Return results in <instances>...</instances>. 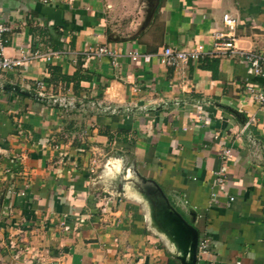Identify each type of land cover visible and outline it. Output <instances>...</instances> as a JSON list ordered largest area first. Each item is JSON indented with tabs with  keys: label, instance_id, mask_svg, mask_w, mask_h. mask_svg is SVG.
I'll list each match as a JSON object with an SVG mask.
<instances>
[{
	"label": "crops",
	"instance_id": "obj_1",
	"mask_svg": "<svg viewBox=\"0 0 264 264\" xmlns=\"http://www.w3.org/2000/svg\"><path fill=\"white\" fill-rule=\"evenodd\" d=\"M224 14L237 22L238 50L264 51V0H0L4 55L28 53L0 72V264L190 263L151 231L137 200L97 201L93 150L105 170L130 168L155 186L207 242L195 264H264V106L244 60L165 68L123 56L114 68L84 56L104 44L209 51ZM51 67L85 79L49 83Z\"/></svg>",
	"mask_w": 264,
	"mask_h": 264
},
{
	"label": "built area",
	"instance_id": "obj_2",
	"mask_svg": "<svg viewBox=\"0 0 264 264\" xmlns=\"http://www.w3.org/2000/svg\"><path fill=\"white\" fill-rule=\"evenodd\" d=\"M222 24L224 26L225 32L214 33L213 38L214 42L212 44V49L205 51L202 46H196L192 50H176L171 47H165L155 55L140 54L138 52L126 51L125 54L120 53L119 51L113 49L108 45H100L95 47H88L84 52V56L88 59H100L107 58L110 61L112 67L117 68L119 66V59L121 57H127L131 62L142 61L143 63H149L150 60L154 57L156 58L158 64L165 68L176 67L179 63H187L188 61H200L205 60L209 57H221V56H231L239 55L244 62L250 68L251 75L259 80V85L257 87L248 88V92L251 95V98L255 103L264 106V51L258 53H252L247 51H240L235 47V29L237 22L235 19L230 17L228 14L222 16ZM10 32V28L0 22V72H7L14 68L21 67L28 57V53H25L22 58H9L4 55V50L6 48V35ZM58 55L57 53H51L46 55H40L39 53H34L35 58H46L49 60L51 56ZM30 57V56H29ZM36 87L39 89L38 97L46 98L45 89L47 85L43 82L36 84ZM247 129V125L243 128L242 131ZM223 160H226L230 157L229 150H222L220 154ZM225 170L222 169L216 175V181L218 184H223V174ZM232 200V199H231ZM207 242L202 241L197 245V255L207 254Z\"/></svg>",
	"mask_w": 264,
	"mask_h": 264
},
{
	"label": "rangeland",
	"instance_id": "obj_3",
	"mask_svg": "<svg viewBox=\"0 0 264 264\" xmlns=\"http://www.w3.org/2000/svg\"><path fill=\"white\" fill-rule=\"evenodd\" d=\"M100 154L101 153H97L93 150L88 162V172L91 176L95 177V188L98 194L96 196L97 201L105 199L112 201V199L115 198H117L118 201L119 199L125 200V198H132L134 201L137 200L135 202H139L142 206V210L145 217H147V222L151 227V231L156 234V236H159L161 240H168L169 238H167L166 235H168L170 229H167L169 227L166 222L169 218H167L168 213L164 211L167 206L161 205L154 195L152 189L157 188L147 180H140L136 173L130 168H124V172L123 167L111 169L108 166L109 169L105 170L103 166L104 157ZM135 210L137 211L138 208H135Z\"/></svg>",
	"mask_w": 264,
	"mask_h": 264
},
{
	"label": "water",
	"instance_id": "obj_4",
	"mask_svg": "<svg viewBox=\"0 0 264 264\" xmlns=\"http://www.w3.org/2000/svg\"><path fill=\"white\" fill-rule=\"evenodd\" d=\"M160 204L163 206H167L165 207L164 211L168 213L167 218H169L166 222L169 228L165 227L167 229H170V232H168V235H166L167 238H169L168 241L171 244H174L177 253L179 248L187 249V252L189 253L188 259H190L189 264H195L198 245L197 231L192 228L190 224L186 223L180 216V214L176 213L168 205H165L166 203L163 204L160 202ZM184 237H186V240L183 239ZM187 237L190 238V240H187ZM177 260L182 264H187V262H185V260L183 259L178 258Z\"/></svg>",
	"mask_w": 264,
	"mask_h": 264
},
{
	"label": "trees",
	"instance_id": "obj_5",
	"mask_svg": "<svg viewBox=\"0 0 264 264\" xmlns=\"http://www.w3.org/2000/svg\"><path fill=\"white\" fill-rule=\"evenodd\" d=\"M207 60L205 59L204 61H207ZM213 63H217V61H213ZM49 71L51 73V78L47 81L49 83L53 82V84H55L54 82H56V80L58 78L61 82H64L66 84H68L69 82H75L76 83L75 87L77 88L79 81H81L82 79H85V77H78V73L74 74L71 77L61 75L60 70L57 68H53V67L49 68Z\"/></svg>",
	"mask_w": 264,
	"mask_h": 264
}]
</instances>
